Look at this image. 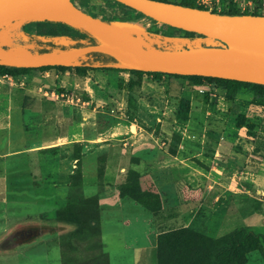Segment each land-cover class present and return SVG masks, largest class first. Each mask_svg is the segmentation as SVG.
<instances>
[{
  "label": "rangeland",
  "instance_id": "374dc122",
  "mask_svg": "<svg viewBox=\"0 0 264 264\" xmlns=\"http://www.w3.org/2000/svg\"><path fill=\"white\" fill-rule=\"evenodd\" d=\"M74 1L121 28L146 25L140 34H131L148 47L221 44L118 0ZM187 1L210 11L261 12L264 6V0ZM13 25L18 30L12 43L2 44L3 57L24 51L42 55V45L32 35L67 45L78 34L77 25L62 19L15 21L0 26V31ZM51 49L43 55L61 51L57 46ZM71 62L53 70L0 73V232L12 219L5 216L4 199L12 206V199L21 200L16 213L12 211L15 215L28 213L9 231L20 230L17 242H6L10 233L0 235V264H62L63 247L77 244L76 227L56 219L55 207L57 202L60 207L66 204L76 178L84 192L83 141L90 139L101 143L87 154L90 160L97 158L101 174L108 160L123 156L125 178L139 177L144 189L162 198L157 211L127 198V208L103 213L101 228L113 264H133L128 251L143 248L140 264H157L155 237L184 226L211 236L241 226L264 234L263 91L240 88L229 97L222 86L198 85L184 77L153 80L124 70L81 72L76 68L79 59ZM238 114H245L254 127H239ZM146 156L154 159L142 162ZM103 180L102 175L88 178L89 185H97L94 194L105 191ZM52 182L58 187L53 196ZM114 182L119 187V178ZM129 241L133 248L125 247ZM246 264H264V253L253 251Z\"/></svg>",
  "mask_w": 264,
  "mask_h": 264
},
{
  "label": "water",
  "instance_id": "95a60500",
  "mask_svg": "<svg viewBox=\"0 0 264 264\" xmlns=\"http://www.w3.org/2000/svg\"><path fill=\"white\" fill-rule=\"evenodd\" d=\"M162 23L203 34L220 45L148 47L115 23L74 0H0V26L15 21L62 19L92 33L98 43L58 53L3 57L0 64L40 67L68 64L93 51L115 56L128 69L204 75L264 84V14H226L165 0H118ZM37 56V55H36Z\"/></svg>",
  "mask_w": 264,
  "mask_h": 264
},
{
  "label": "trees",
  "instance_id": "16d2710c",
  "mask_svg": "<svg viewBox=\"0 0 264 264\" xmlns=\"http://www.w3.org/2000/svg\"><path fill=\"white\" fill-rule=\"evenodd\" d=\"M179 3L207 9L187 0ZM213 11L226 14H262L259 10H242L241 8ZM102 19L111 22L108 19ZM75 29L78 34L72 35L73 42L67 45H56L51 40H42L35 35L30 36L42 45L40 53H48L52 50V47L56 46L61 50H67L71 47L86 46L99 42L92 33L84 28L77 27ZM188 32L207 37L197 32ZM156 47L166 49L163 44H156ZM183 48L187 47L184 46ZM77 59H79L80 64L76 68L80 69L81 72H86L88 69L124 70L138 77L144 74L150 75L155 80H161L165 75L184 77L198 85L214 84L215 86H222L231 94L229 97L236 94L240 88L264 92V84L255 82L120 67L117 65V58L107 52L93 51ZM58 67H64V65L24 67L0 64V73L5 75L31 69L53 70ZM236 123L239 127H254V123L250 122L245 114H238ZM138 178L128 176L119 185L120 195L131 198L152 211L159 210L162 206L160 193L155 190L144 189ZM56 219L75 226L77 236H79L77 244L63 247L62 264H110L109 253L104 249L102 240L100 195H85L80 178H76L75 183L71 184L66 204L57 210ZM256 250L264 253V234L247 226L235 228L219 236H211L192 227L184 226L161 232L157 237L158 264H246L249 254ZM81 251H83V255H80Z\"/></svg>",
  "mask_w": 264,
  "mask_h": 264
},
{
  "label": "crops",
  "instance_id": "0c3cea01",
  "mask_svg": "<svg viewBox=\"0 0 264 264\" xmlns=\"http://www.w3.org/2000/svg\"><path fill=\"white\" fill-rule=\"evenodd\" d=\"M164 77L165 76H163V78ZM163 78L161 80H163ZM153 80H155V79H153ZM83 145H84V152L83 153L85 155L82 158V166H81L82 170L81 171H82V176H83V178L85 180L84 181V193L86 195H88V193H89V195H90V194H94L97 191V189L95 188L97 185L94 186L93 185L94 183L89 185V182H88V178L89 177L94 178V179L97 180L99 178V176L102 175L103 179H104L103 181H104L105 191L100 195L101 222H102V216H103V213L106 210H108V209L109 210H114L115 207H119V209H120V207L122 208V206L127 208L126 206L129 203V202H127V201H129L127 199L128 197L121 196L119 187L118 186H113V183H116V182H114V180L117 179V178H119V185L126 180V178H125L126 174L124 172H125V170L127 168L126 167L127 160H125L124 157L120 156V155H119V158H113V159L108 160L106 165H105V168L103 169V172L101 174V172L99 170V165L97 163V158L96 159L93 158V160H90L88 155H87L88 153L91 152L90 147L95 146L96 148H98V147L101 146V143L98 142V140H96V139H93V140L90 139V142L89 141H83ZM85 148H87L89 150H87V149L85 150ZM94 159L96 161H94ZM153 159H154V156H146L142 160V162H151ZM76 160H78V158H76ZM137 169H139V168H137ZM53 184L54 183L52 182L51 183V190H50V195H52V196H53L54 192L57 193V191H58V187H56L57 183H55L56 185H54V186H53ZM42 189L43 188H41V192H43ZM57 200H55V202ZM12 201H13V205L14 206L11 205V202H9V200L4 199V204H6V206L3 208V209H5V213H6L5 216H7V217L9 216L12 219H11V222L8 225V227H6L4 230H2L0 232V235L2 233H5V232L6 233H10L9 231L11 230L13 225H15L20 220H22L23 218L28 216V213L27 214L26 213L25 214H19L18 216L15 215L16 208H20L19 205L21 203V200L12 199ZM53 201L54 200L52 198L51 199V207L52 208L54 206L53 205ZM59 207H60V205L57 202L56 203V207H55L56 212L59 209ZM53 210H54V208H53ZM12 211H14L15 213H13ZM54 217L56 218V215ZM55 218L52 219V220H55ZM19 231L20 230H17L16 232H13V233L11 232L10 234H8V236L6 238V240H7L6 242H9V241L17 242V240H18L17 238L21 237V235H19ZM38 236L39 235H34L35 238H37ZM155 238H157V236ZM102 240H103V244H104L105 250L109 253L110 264H113L112 256H111L110 252L106 249V244L104 242V231H102ZM124 245L127 248H129V247L133 248L132 244L130 243V241H129V243H126ZM156 245L157 244H155V247H157ZM143 249H141L140 251H136V250L128 251V252H130L133 264H140V261H141L140 257L143 258V256L146 253ZM157 264H158V259H157Z\"/></svg>",
  "mask_w": 264,
  "mask_h": 264
},
{
  "label": "bare ground",
  "instance_id": "6f19581e",
  "mask_svg": "<svg viewBox=\"0 0 264 264\" xmlns=\"http://www.w3.org/2000/svg\"><path fill=\"white\" fill-rule=\"evenodd\" d=\"M19 21H22V20H19ZM145 26L141 22L140 23L137 22V23H134V24L130 25L129 27H123L122 29L126 33H136V34H140L142 32V30L145 28ZM17 30H18L17 25H13L9 29H3V30L0 31V49H1L2 44H4V43H12L13 42L14 32H16ZM22 55H26V56H29V57H38L39 56V55H37V56L36 55H29V52L28 51L22 52ZM4 56H6V54H4ZM70 63H72V62H70Z\"/></svg>",
  "mask_w": 264,
  "mask_h": 264
},
{
  "label": "built area",
  "instance_id": "2783aa9c",
  "mask_svg": "<svg viewBox=\"0 0 264 264\" xmlns=\"http://www.w3.org/2000/svg\"><path fill=\"white\" fill-rule=\"evenodd\" d=\"M244 9H245V8H243V10H244ZM261 9L263 10V11H261L262 14H264V6H262Z\"/></svg>",
  "mask_w": 264,
  "mask_h": 264
}]
</instances>
